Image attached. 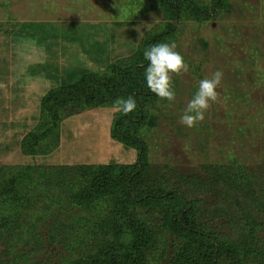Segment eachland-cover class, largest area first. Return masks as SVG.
I'll list each match as a JSON object with an SVG mask.
<instances>
[{
    "label": "rangeland",
    "instance_id": "1",
    "mask_svg": "<svg viewBox=\"0 0 264 264\" xmlns=\"http://www.w3.org/2000/svg\"><path fill=\"white\" fill-rule=\"evenodd\" d=\"M192 1L209 15L173 19L163 0H0V20L77 26L84 32L76 40L61 36L40 40L0 30V166L14 172L34 167L49 179L44 195L36 198L41 215L33 216V209L27 212L31 222L36 217L40 220L42 237L16 241L10 240L13 234L1 233L0 264H66L86 249L88 253V244L95 251L103 234L89 228L94 229L101 215L80 212L70 203L69 192L77 186L72 185L65 167L93 170L101 165L132 164L137 149L113 136L120 114L114 111V102L67 104L57 124H47L42 117L44 100L83 73L109 76L113 62L129 58L172 21L176 31L164 43L176 42L190 71L173 76L175 102L157 97L146 106L156 117L155 124L134 129V135L145 143L150 165L144 188L180 191L194 202L199 223L207 222V231L217 233L233 229L225 222L235 208V198L228 193L241 194L239 184L235 190L218 179L217 169L242 170L253 189L264 190V0ZM145 23L152 24L150 31L143 28ZM138 27L144 31L142 39ZM217 70L223 72L218 89L221 102L212 106L202 123L193 128L181 125L179 119L199 81ZM31 132L44 133L35 153L22 146ZM40 181L44 183V178ZM149 208L135 211L137 218L159 231L149 261L174 264L181 239L161 225L163 211ZM217 210L222 213L215 215ZM60 212L70 215L63 217L67 224L72 217L82 219L79 235L66 230L55 237L48 231V223Z\"/></svg>",
    "mask_w": 264,
    "mask_h": 264
},
{
    "label": "trees",
    "instance_id": "2",
    "mask_svg": "<svg viewBox=\"0 0 264 264\" xmlns=\"http://www.w3.org/2000/svg\"><path fill=\"white\" fill-rule=\"evenodd\" d=\"M163 2L165 10L173 19L191 14L199 18L209 15L192 0ZM176 28V23L170 22L145 40L129 58L120 63L113 62L109 76L96 72L83 73L77 81L52 90L44 100L42 117L47 124H57L61 110L67 104L93 106L128 96L137 101V109L132 114H119L113 129L116 139L137 149L134 163L101 165L93 170L83 166L65 167V173L72 176V185L77 186L69 192L70 203L76 205L80 212L101 215L98 221H94V229L89 228V231H101L103 234L95 245V251L92 250L93 244H88L91 247L88 253L86 249L84 254L77 255L66 264H152L148 256L159 231L135 216V211L148 207L163 211L161 225L181 239L176 248L174 264H264V190L253 189L251 179L242 170H216L218 179L232 189L237 190L238 184L241 186L238 189L241 194L228 193L229 198H235V208L229 215L231 219L225 220L233 228L227 232L207 231L208 223H204L205 226L199 223L194 202L180 191L143 186L150 165L145 143L134 135V129L155 124L156 117L149 114L146 106L157 98L147 87L144 77V70L149 63L144 58V51L154 44L164 43L175 33ZM0 30L20 32L25 38L40 40L50 36L76 40L79 39L76 35L81 37L84 33L78 31L77 26L58 27L55 23L33 21L21 24L10 20H0ZM47 104H50L49 109L45 107ZM43 135L35 132L27 134L22 141L25 151L34 149L32 152L35 153L36 145ZM60 174L65 175L63 172ZM42 178L44 183L40 181ZM45 184H49V179L39 169L25 167V171L14 172L10 167L0 166V234L6 233L2 236L13 234L10 240L16 241L42 237L40 220L37 219L41 215V208H38L41 205L36 198L44 195ZM30 209H33V216H37L32 222L27 219ZM221 213L217 210L215 215ZM66 216L70 215L60 212L48 223V231L52 230L55 237L66 230L71 234H80L79 229L84 226L82 219L75 220L72 217L70 224H67L63 219Z\"/></svg>",
    "mask_w": 264,
    "mask_h": 264
},
{
    "label": "clouds",
    "instance_id": "3",
    "mask_svg": "<svg viewBox=\"0 0 264 264\" xmlns=\"http://www.w3.org/2000/svg\"><path fill=\"white\" fill-rule=\"evenodd\" d=\"M151 26L152 24L145 23L143 28L150 31ZM137 30L139 39H142L144 31L140 27ZM144 58L149 62L145 69L147 87L160 100L175 102L177 94L173 76L182 77L190 71L184 56L177 51L176 42L154 44L144 51ZM222 79L223 72L217 70L210 77L199 81L198 90L179 119L181 125L193 128L205 120L206 113L212 106L221 102L218 89L222 86ZM113 108L122 116H129L137 109V101L132 96L119 97L114 101Z\"/></svg>",
    "mask_w": 264,
    "mask_h": 264
}]
</instances>
